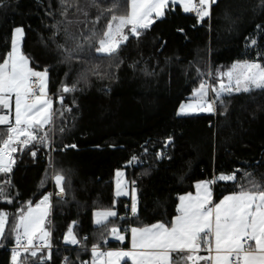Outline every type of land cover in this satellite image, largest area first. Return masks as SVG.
Here are the masks:
<instances>
[{"label":"trees","instance_id":"obj_1","mask_svg":"<svg viewBox=\"0 0 264 264\" xmlns=\"http://www.w3.org/2000/svg\"><path fill=\"white\" fill-rule=\"evenodd\" d=\"M114 3L115 14H124V0H99L102 9ZM87 5L79 0L87 16L69 9L65 17L61 0H0V61L14 29L23 27L22 51L36 70L48 69V93L56 97L49 145L33 143L14 154L11 185H5L12 202L0 200V211L9 214L1 244L14 242L19 210L58 189L56 174L65 178L66 198L54 199L48 223L57 246L52 259L42 250L24 264H88L90 250L65 242L69 227L78 239L87 236L85 246L121 247L130 225H170L179 197L194 191L197 181L235 171L236 182L213 184L214 201L250 179L264 184V91L224 94L213 113L178 114L201 82L215 84L217 73L235 60L264 64V0H217L203 21L170 5L163 18L139 37L129 35L112 56L95 53L97 45L85 39L98 36L112 13L95 23L97 10ZM65 28L75 39H68ZM64 49L72 50L70 57ZM65 85L76 90L63 93ZM118 169L135 182L132 217L125 207L129 198L115 195ZM110 208L117 216L106 227L95 225L94 212ZM112 227L125 232L127 241L111 239ZM11 258L0 249V264H12Z\"/></svg>","mask_w":264,"mask_h":264},{"label":"snow or ice","instance_id":"obj_2","mask_svg":"<svg viewBox=\"0 0 264 264\" xmlns=\"http://www.w3.org/2000/svg\"><path fill=\"white\" fill-rule=\"evenodd\" d=\"M61 2L66 5L62 13L65 17L69 9H72L74 14L79 12L84 16L88 15L87 8L79 6V0H72L71 3L69 0ZM124 3L125 13L117 15L114 11L115 3L111 8L102 9L99 0H88L87 7L97 10L95 23H98L106 12L112 13L98 36L93 32L85 38L97 45L94 48L95 53L101 56L116 54L129 35L139 37L142 30L149 29L156 19L165 16L166 10H170V5H180L184 12L195 13L198 19L203 21L205 17L211 16V7L217 0H124ZM68 23L71 24L72 21L69 20ZM65 32L68 39H75L72 33H68L67 28ZM23 37L24 28L16 27L10 50L0 61V174L6 177L0 182V200L6 203L12 202L5 185H11L9 174L16 163L14 154L18 148L23 151L33 143L49 145V131L54 116L53 101L48 97L47 91L48 69L36 70L32 66L31 58L25 55L21 48ZM251 43L255 45L256 41L252 40ZM59 47L63 48V45ZM64 51L71 56L72 50ZM215 79V84L201 82L194 92L197 103L181 105L179 113H213L214 105L217 101L222 103L221 97L224 94L264 91V64L259 60L236 62L227 71L218 72ZM75 90V86L66 85L60 89L63 93ZM210 91L213 94L211 99ZM58 99L59 103L63 104V96ZM30 154L35 157L36 152L32 151ZM123 175L119 171L116 173L118 178ZM54 179L59 188L58 194L62 195L65 191V178L56 174ZM218 181L236 182L235 171L197 183L195 195L188 193L180 196L176 209L178 215L170 225L156 223L125 229V232L131 233V250L102 251L99 245H94L91 249L93 260L90 264H122L126 258L130 259L132 264H264V184L250 179L246 186L241 184L237 191L213 203L211 185ZM126 187L127 185L122 188L118 179L115 195H128ZM50 207L48 194L35 206L28 201L27 206L19 210L11 229L15 232L16 242L12 264H24L27 256L37 257L38 251L51 248V233L45 227ZM131 212L134 215L137 213L135 197ZM8 216L7 212L0 211V239L5 236ZM116 216L117 212L111 209L100 211L96 213L95 223L106 227L109 218ZM108 231L118 241L123 242L126 238L116 227ZM37 240L40 241L39 245L34 243ZM64 240L68 244H80L71 227ZM202 252L206 254H201Z\"/></svg>","mask_w":264,"mask_h":264},{"label":"built area","instance_id":"obj_3","mask_svg":"<svg viewBox=\"0 0 264 264\" xmlns=\"http://www.w3.org/2000/svg\"><path fill=\"white\" fill-rule=\"evenodd\" d=\"M194 14H195V13H194ZM52 96H53V95H52ZM53 98L56 100V97L53 96ZM69 108H71V107L69 106ZM133 182H134L133 179H130V180H129V185H130L131 193H130V195L128 196L129 200H128V201L126 202V204H125V207H126V209H127L128 214H129L130 217L134 216V214L131 212V205H132V203H133V198H134V195H133L134 184H133ZM58 193H59V188H58V189H52V190H50V191H48L47 193L44 194V195H48V194H50V205H51V207H52V205H53V201H54L55 198H59V199H61V200H64V199L66 198V193H65V191H64V193H63L62 195H59ZM44 195H42L41 197H39L37 203H39V201H40L41 199H43V196H44ZM136 203H137V202H136ZM131 228H132V225H130V226L128 227V230H130ZM128 233L130 234V231H128ZM86 239H87V236H86V235L83 236L81 239H79V240H80V244H78V245H76V246H77L78 248H81V249H88V250L91 251L92 247H93L94 245H97V244H91V245L85 246V245H84V240H86ZM34 243L37 244V245H39V244H40V241L37 240V241H34ZM50 244H51V248H50V249H48V248H44L43 250H45V251L47 252V255L50 253V258H48V259L51 261V259H52V253H53L54 249L57 248V246H55V244L53 243V241H52L51 239H50ZM99 246H100V249H101V250H102V249H107V248H109V245H108V243H106V242H105L103 245H99ZM15 248H16V242H15V240H14L13 243H10V244H1V243H0V249H6V250H8V251L10 252L11 255H12L13 250H14Z\"/></svg>","mask_w":264,"mask_h":264},{"label":"crops","instance_id":"obj_4","mask_svg":"<svg viewBox=\"0 0 264 264\" xmlns=\"http://www.w3.org/2000/svg\"><path fill=\"white\" fill-rule=\"evenodd\" d=\"M194 2H198V0H194ZM188 13H192V12H188ZM157 20V19H156ZM47 91H48V89H47ZM48 97L50 98V99H52V101H53V112H54V104H55V99L53 98V96L52 95H50L49 93H48ZM122 172L124 175L122 176V177H117L116 176V173L117 172ZM120 180L121 181V187L122 188H124L125 187V185H127V187L125 188V191H127L128 192V195H121V196H124V197H128L129 195H130V193H131V189H130V185H129V180H128V178H127V174H126V171L125 170H123V169H118L116 172H115V193H116V187H117V180ZM55 180V179H54ZM202 181H205V180H200V181H197L196 183H195V185L197 184V183H199V182H202ZM211 188H212V194H213V203H217V202H219V200H221L224 196H226V195H230V194H232V193H227V194H225L224 196H222L218 201H214V190H213V185H211ZM188 193H191V194H193V195H195V193H196V189H194V191H192V192H188ZM188 193H184V194H182L181 196H183V195H187ZM178 205H179V203H178ZM111 210H114V211H116L115 209H113V208H110ZM105 210H109V209H99V210H96L95 212H94V214H93V222H94V224L95 225H97L96 223H95V221H96V213L97 212H100V211H105ZM178 215V214H177ZM110 218H113V217H110ZM109 218V219H110ZM157 223H163V222H157ZM154 224H156V223H154ZM152 225V224H151ZM148 226H150V225H148ZM133 227H136V226H132V228ZM116 228H118V227H116ZM118 229H120V228H118ZM50 233H51V231H50ZM121 234H123V235H125V237H126V233L125 232H123V231H121ZM67 235V234H66ZM111 239H115L113 236H111L110 237ZM50 239H51V237H50ZM115 240H117V239H115ZM118 241V240H117ZM124 241H127V237L125 238V240ZM123 241V242H124ZM121 242V241H120ZM119 250H123V251H129V250H131V233L129 234V239H128V242H127V245L126 246H121V247H109V248H107V249H102V251H119ZM93 258V257H92ZM124 261H128V263H130V264H132V261L130 260V259H125ZM123 261V262H124ZM123 262H122V264H123Z\"/></svg>","mask_w":264,"mask_h":264},{"label":"rangeland","instance_id":"obj_5","mask_svg":"<svg viewBox=\"0 0 264 264\" xmlns=\"http://www.w3.org/2000/svg\"><path fill=\"white\" fill-rule=\"evenodd\" d=\"M126 32L128 31L127 29L125 30ZM21 46H22V43H21ZM244 61H249V62H252V61H256V60H254V59H239V60H235L234 62H233V64L234 63H236V62H244ZM232 64V65H233ZM229 69V68H228ZM227 69V70H228ZM226 70V71H227ZM225 82H227V78L225 77ZM199 87V86H198ZM197 87V88H198ZM196 88V89H197ZM195 89V90H196ZM195 92V91H194ZM211 95V96H210ZM213 97V94L211 93V91L209 92V98L211 99ZM188 103H192V104H195V103H197V100H196V98L194 97V95L192 96V98L191 99H188V100H185V101H183L181 104H180V106L181 105H183V104H188ZM216 104H217V102H216ZM216 104L214 105V108L216 107ZM180 106H179V108H180ZM179 108H178V114L179 115H190V114H198V113H208V112H199V111H192V112H188L187 114H180L179 113ZM37 204V203H36ZM33 206H35V205H33ZM51 211H52V207H50V209H49V215L47 216V218H46V221H45V227L48 229V231H50V228L48 227V223H49V220H50V216H51ZM51 237V236H50ZM50 239V238H49ZM93 260V258L89 261V263L88 264H90V262Z\"/></svg>","mask_w":264,"mask_h":264},{"label":"water","instance_id":"obj_6","mask_svg":"<svg viewBox=\"0 0 264 264\" xmlns=\"http://www.w3.org/2000/svg\"><path fill=\"white\" fill-rule=\"evenodd\" d=\"M72 146V145H71Z\"/></svg>","mask_w":264,"mask_h":264}]
</instances>
